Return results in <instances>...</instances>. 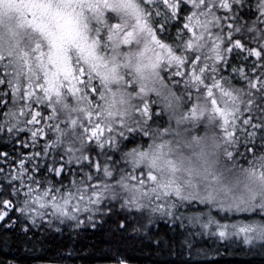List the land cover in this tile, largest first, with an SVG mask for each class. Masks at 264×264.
I'll return each instance as SVG.
<instances>
[{"label":"snow or ice","instance_id":"1","mask_svg":"<svg viewBox=\"0 0 264 264\" xmlns=\"http://www.w3.org/2000/svg\"><path fill=\"white\" fill-rule=\"evenodd\" d=\"M108 222L264 251V0H0V230Z\"/></svg>","mask_w":264,"mask_h":264},{"label":"trees","instance_id":"2","mask_svg":"<svg viewBox=\"0 0 264 264\" xmlns=\"http://www.w3.org/2000/svg\"><path fill=\"white\" fill-rule=\"evenodd\" d=\"M153 231L163 234L168 226L161 224ZM117 248L129 264H184L189 259L187 253L178 254L175 246L170 253L167 246H154L144 236L115 233L111 222L97 229L85 227L72 239L67 229L63 233H46L44 244L35 247L18 233L0 230V264H110L111 253ZM68 251H72L71 256ZM194 264H264V251L220 248L218 256L210 253L208 257H195Z\"/></svg>","mask_w":264,"mask_h":264},{"label":"bare ground","instance_id":"3","mask_svg":"<svg viewBox=\"0 0 264 264\" xmlns=\"http://www.w3.org/2000/svg\"><path fill=\"white\" fill-rule=\"evenodd\" d=\"M245 254V253H244Z\"/></svg>","mask_w":264,"mask_h":264}]
</instances>
